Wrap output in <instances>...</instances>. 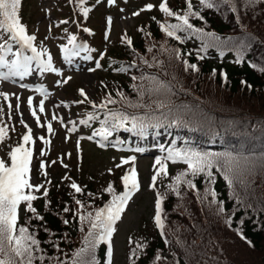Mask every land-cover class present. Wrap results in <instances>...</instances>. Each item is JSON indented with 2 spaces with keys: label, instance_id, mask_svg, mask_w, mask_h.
Returning <instances> with one entry per match:
<instances>
[{
  "label": "trees",
  "instance_id": "1",
  "mask_svg": "<svg viewBox=\"0 0 264 264\" xmlns=\"http://www.w3.org/2000/svg\"><path fill=\"white\" fill-rule=\"evenodd\" d=\"M29 1L21 0L18 15L22 24ZM54 1L60 9V20L83 15V9L95 3ZM211 2L213 7L207 8L199 0H191L192 11L198 13L188 17L192 29L177 31L175 37L168 36L160 25L180 21L159 8L148 10L138 17L124 40L114 43L104 54L99 105L109 96L116 103L108 104L107 109L96 108L94 127L101 128L107 110H119L129 116L146 117L145 123L150 126L143 135L161 131L183 141L174 143L172 150L239 160L231 187L223 170L216 167L211 183L204 174L193 177L184 162L166 165L168 174L157 186L164 227L158 228L153 218L149 231L130 237L128 255L132 264H264V2ZM167 3L177 15L188 11V0ZM211 58L220 61L216 68L210 65ZM185 62L196 65L197 70H186ZM142 77H156L167 88L150 96L147 90L155 84ZM142 90L145 95L141 100L138 93ZM117 93H123L126 99ZM128 102L147 107H131ZM161 102L164 106L157 107ZM117 134L126 139L141 135L131 130L130 123L108 139ZM22 137L15 136L16 141L7 146L6 160L22 143ZM107 150L98 149L101 153L114 152L112 147ZM116 169L109 179L82 177L77 183L81 193L69 184L51 187L47 197L34 193L38 197L33 201L37 213L26 211L20 224L40 241L43 251L36 255H44L43 264H71L74 253L84 246L89 227L84 224V231L80 230L79 215L94 214L108 204L112 200V194L106 191L110 184L116 194L124 191L121 177L126 172L122 166ZM184 172H189L185 181L191 180L196 187L181 183L177 195L169 186ZM210 191L216 193L215 202L210 194L206 195ZM77 200L84 205L83 210ZM221 206L223 211H219ZM133 250L136 256H132ZM106 254L104 242L96 246L97 264H104ZM34 264L41 262L36 260Z\"/></svg>",
  "mask_w": 264,
  "mask_h": 264
},
{
  "label": "rangeland",
  "instance_id": "2",
  "mask_svg": "<svg viewBox=\"0 0 264 264\" xmlns=\"http://www.w3.org/2000/svg\"><path fill=\"white\" fill-rule=\"evenodd\" d=\"M162 2L163 0L129 2L114 0L110 3L107 0L104 5L95 7L96 9L87 17L68 20V25L58 27L60 15H57V11L60 10L54 0H30L25 10L26 20L23 23L26 34L35 36L33 47L43 53L39 59L46 62L50 56L52 66L57 71H41L37 63L33 61L31 73L23 79L17 76L0 81V93L8 95L7 100L0 95V109L3 110L0 113V127L8 129L6 138L0 141V158L7 159V146L12 141H16L15 136L21 137L27 133V128L20 122L23 120L32 129L33 134V143L30 144L33 150L32 183L43 184L49 191L55 185H71L73 182L77 184L82 177L87 180L96 177L109 179L113 177L112 173L117 170V165H121L126 173L135 166L140 190L129 201L121 219L114 225L115 231L111 238L112 264H132L128 255L130 237L147 232L153 227L157 186L161 183L163 174L157 177L155 188L150 187L151 178L159 167L156 165L157 159L167 163L168 160L165 158L171 150L174 138L161 133L158 135L162 136V139L157 138L155 134L149 135L145 138L148 143L145 144L144 150L138 151V146L129 148L130 144L134 146L131 139L124 140L123 137H119V134L112 140L103 139L98 135L93 136V133L100 129L92 127L97 119L93 113V105L102 101L100 93L104 80L105 52L114 43L124 40L126 32L132 31L138 17L147 11L144 9L148 4L153 5L152 9H157ZM137 12L139 15H134ZM109 18H111L110 25ZM81 26L83 30L97 32L90 39L89 36L92 34L85 33L83 30L80 33ZM71 36L76 37L74 44H69ZM4 38L7 39V36L5 35ZM0 43H3V40H0ZM10 46L12 53L21 52L23 55H32L30 50L21 47L20 44L10 42ZM65 48L75 50V54L66 59L67 54L62 51ZM6 59L11 62L15 56L9 53ZM97 62L100 64L99 68L96 67ZM0 71L6 73L7 69H0ZM39 88L45 90L46 96L36 91ZM81 89L87 95V100L80 94ZM30 98L31 106L28 104ZM41 100L44 101L42 113L39 111ZM9 104L12 106L11 109L8 107ZM33 110H36L43 126L37 125L35 117L31 114ZM54 115L57 117L55 120L52 119ZM89 115L94 116L95 119L89 120ZM82 120H86L87 123H80ZM48 123L52 124L53 134L47 131ZM41 136L50 140L51 143L45 145L39 139ZM97 140L110 142L111 146L114 143L120 144V151L101 153L94 144ZM41 151H44L46 155L41 156ZM127 151L130 153L126 154ZM83 156H85V162ZM132 158H135L134 165L131 162ZM122 160H129L130 163L122 164ZM42 161L45 163L44 171L48 173L47 176H44L40 169ZM170 164L176 166L177 162L171 161ZM43 191L44 188L40 191L41 196ZM21 208L23 209L24 206L21 205ZM25 212H21L20 221ZM105 244L108 250V244L106 242ZM105 264H108L107 255Z\"/></svg>",
  "mask_w": 264,
  "mask_h": 264
},
{
  "label": "snow or ice",
  "instance_id": "3",
  "mask_svg": "<svg viewBox=\"0 0 264 264\" xmlns=\"http://www.w3.org/2000/svg\"><path fill=\"white\" fill-rule=\"evenodd\" d=\"M83 3V0H80ZM110 3L114 0H109ZM199 2L207 8H212L213 3L211 0H199ZM225 2H231V0H225ZM249 3H255L256 0H248ZM264 2V0H262ZM21 5V0H0V69H7V72L0 71V81L8 80L10 77H19L23 79L25 76L29 75L32 71V63L35 61L40 67L41 71H57L52 66L51 57H48L46 62L41 61L39 58L43 54L38 52L35 47H33V41L36 39L35 36L27 35L24 25L21 23L20 17L18 15L19 8ZM191 0H188L187 8L188 11L183 15L175 14L168 6L167 0L159 5V9L166 16H175V18L180 21L179 24H161L160 27L166 32L170 37H175L177 31H187L192 29V25L189 23L188 17L193 15H198V13L192 11ZM153 8L152 4H148L144 10H151ZM233 11H235V6L233 5ZM89 9H83V15L87 17ZM134 15H139V13H134ZM109 25L111 24V18L108 20ZM87 31V29H85ZM193 31H200L199 29H193ZM5 35L7 39H5ZM211 35V34H206ZM107 38V37H106ZM179 39V37H176ZM76 40L75 36L69 38V44H74ZM10 42H15L20 44L21 47L31 50L33 55H23L21 52L12 53V48ZM127 43L131 45V40H127ZM67 55L66 59L70 58L71 55L75 54V50H69L68 48L62 49ZM11 53L15 56V59L9 62L6 56ZM177 58H179L177 56ZM193 70L196 69V65H187ZM96 67L99 68L100 64L97 62ZM125 70L126 69H122ZM264 71V69H261ZM135 80L136 77H133ZM142 79H149L155 84L154 88L148 89V94H157L161 90L166 89L167 85L160 82L156 77H142ZM66 82V81H65ZM36 91L46 96L45 90L42 88L36 89ZM80 94L87 100V95L81 89ZM141 100L145 95L142 90L139 93ZM5 100L8 99V95L5 93H0ZM121 99H126L123 93H117ZM82 102V101H81ZM116 103L111 96L106 98V101L100 105H93L94 108L98 107L101 109H107L108 104ZM131 107H147L140 102H128ZM29 106L32 105L31 98L28 101ZM163 103L157 104V107H163ZM11 109V104L8 105ZM19 107V106H17ZM0 109V113H2ZM39 111L44 112V101L41 100L39 104ZM32 116L35 117L38 126H43L40 121V117L37 115L36 110L32 111ZM53 120L57 119L54 115ZM89 120L95 119L94 116L89 115ZM146 117L125 114L119 110H107L105 112V119L102 121L101 128L93 133V136H100L103 139H107L112 135L114 131L119 128H123L126 124H131V130L137 131L139 134L143 135L147 128L150 126L145 123ZM27 128V133L22 137V143L14 147L9 153V159L5 160L0 158V264H34L36 260H39L41 264L45 259L44 255H36V253H42L40 248V241L35 238L34 233H30L28 227L20 224V217L22 211H28L31 213H37V209L33 206V201L37 200L38 197L34 193H38L44 188L43 196H48V190L43 184L32 183V160H33V150L31 147H26L33 143L32 129L24 123L23 120L20 121ZM82 124H86V120L80 121ZM155 127V125H152ZM47 131L49 134H53L52 124H47ZM7 127H0V141H3L7 136ZM91 138V137H90ZM45 145L51 143L50 140L45 139L43 136L39 138ZM163 150V149H162ZM139 151V149H138ZM41 156L46 155L44 151L40 152ZM166 160L172 161H183L187 164L190 174L195 177L199 174H204L209 178L211 183H214V177L212 169L214 167L217 170H223V175L225 180L228 181L229 186L233 185V180L236 178V168L239 166V160L236 157H226L221 158L218 156H213L210 153H199L195 151H175L169 150ZM131 162L134 165L135 158H132ZM53 163H55L53 161ZM130 163L129 160H122V164ZM156 165L159 167L156 169L155 174L151 178L150 187L155 188L157 177L167 176L166 163L162 162L160 159L156 160ZM45 163L42 161L40 163V169L44 176L48 173L44 171ZM67 167V165H64ZM121 167V165H117ZM111 171V170H109ZM189 175V172H184L175 177V184L169 187L172 191L179 195V185L181 183H186L190 188L195 189V184L191 180L185 181L184 177ZM68 179V177H65ZM121 180L124 185V191L120 194H116L112 185L110 184L106 189L107 192L112 194V200L106 204L104 207L99 208L93 214L92 212H87L86 214L79 215V221L81 223V231H84L83 225L88 224V232L84 239V246L76 251L71 260V264H97L95 259V248L102 242L108 244L107 250V260L108 264H112V244L111 238L115 231L114 225L118 220L121 219L122 214L126 210L129 201L135 195L136 192L140 190V182L138 179V174L135 166H133ZM51 183V181H48ZM71 187L76 193H81L82 188L75 182L71 184ZM210 194L215 202L216 193L215 191H210L206 195ZM91 195V194H90ZM76 203L80 205L81 210L84 209V205L81 201L77 200ZM162 197L157 194L156 201V214L155 223L161 230L164 227V221L162 220ZM21 205L25 207L22 209ZM223 207L219 211H223ZM64 211H68L65 208ZM38 219H43L37 215ZM64 223H68L67 220ZM163 234V233H161ZM140 245H137L139 248ZM136 250H133L132 256H136ZM159 260L160 257L155 258ZM60 264H68L67 261H61ZM135 264V262H133Z\"/></svg>",
  "mask_w": 264,
  "mask_h": 264
}]
</instances>
